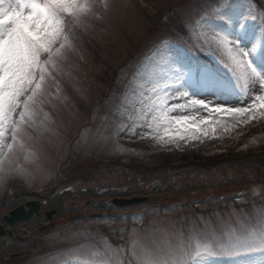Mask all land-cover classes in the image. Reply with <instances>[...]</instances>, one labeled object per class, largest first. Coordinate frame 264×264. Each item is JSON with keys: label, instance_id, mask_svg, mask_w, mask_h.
I'll return each mask as SVG.
<instances>
[{"label": "rangeland", "instance_id": "rangeland-1", "mask_svg": "<svg viewBox=\"0 0 264 264\" xmlns=\"http://www.w3.org/2000/svg\"><path fill=\"white\" fill-rule=\"evenodd\" d=\"M73 3L6 111L0 228L43 207L0 264H264V110L247 112L264 90L242 92L232 60L264 77V0ZM179 116L196 130L167 123Z\"/></svg>", "mask_w": 264, "mask_h": 264}, {"label": "snow or ice", "instance_id": "snow-or-ice-1", "mask_svg": "<svg viewBox=\"0 0 264 264\" xmlns=\"http://www.w3.org/2000/svg\"><path fill=\"white\" fill-rule=\"evenodd\" d=\"M73 0H0V137L4 135L3 123L7 115L18 106L17 100L26 90V86L34 78V72L41 65V53H50L53 38L59 30L58 11L74 9ZM235 71L244 81L242 92L248 95L249 87L254 79L260 80V88L264 90V77H261L251 61L247 62L232 56ZM168 95L165 93L158 103L153 104L150 111L162 114L165 111ZM247 106L248 114L255 117V110H264V94L252 95ZM193 106L209 107L205 102L193 100ZM179 107H184L180 105ZM213 112L226 113L227 107L212 108ZM235 116H244L245 111L235 112ZM192 117L179 116L167 121L175 124L177 131H195V125L189 128ZM160 115L152 117L148 127L158 125ZM207 122V121H205ZM179 138L183 139V136Z\"/></svg>", "mask_w": 264, "mask_h": 264}, {"label": "water", "instance_id": "water-1", "mask_svg": "<svg viewBox=\"0 0 264 264\" xmlns=\"http://www.w3.org/2000/svg\"><path fill=\"white\" fill-rule=\"evenodd\" d=\"M128 202L123 201L119 203V206H125ZM39 213V202L38 201H29L26 203L25 206H20L17 209L13 210L9 216L4 217L5 222L9 225H15L19 222L28 221L31 218H33L35 215H38ZM48 217H51V214L48 215ZM48 232V228L46 227L42 231H40L41 234H46ZM5 232L2 231L0 228V236L4 235Z\"/></svg>", "mask_w": 264, "mask_h": 264}, {"label": "bare ground", "instance_id": "bare-ground-1", "mask_svg": "<svg viewBox=\"0 0 264 264\" xmlns=\"http://www.w3.org/2000/svg\"><path fill=\"white\" fill-rule=\"evenodd\" d=\"M44 198H45V200L48 199V197H44ZM31 199H33V197L26 196V199L24 201H28ZM49 201L50 202H49L48 206L50 208L58 206V203H55L53 200H49ZM32 231H33V226L31 224L21 225V226L17 227L16 229L12 230L10 235H6L2 239L8 240L10 243L9 245H12L13 243H16V241H15L17 239L16 237H18L20 235H26V234L28 235Z\"/></svg>", "mask_w": 264, "mask_h": 264}, {"label": "flooded vegetation", "instance_id": "flooded-vegetation-1", "mask_svg": "<svg viewBox=\"0 0 264 264\" xmlns=\"http://www.w3.org/2000/svg\"><path fill=\"white\" fill-rule=\"evenodd\" d=\"M42 207H43V205H42ZM40 219H42V218H40ZM10 234H11V232L9 231L8 235H10Z\"/></svg>", "mask_w": 264, "mask_h": 264}]
</instances>
